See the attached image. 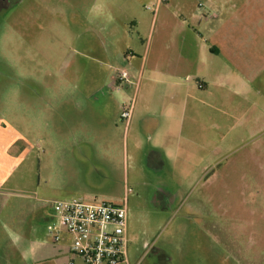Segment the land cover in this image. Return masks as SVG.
Wrapping results in <instances>:
<instances>
[{"label": "rangeland", "instance_id": "374dc122", "mask_svg": "<svg viewBox=\"0 0 264 264\" xmlns=\"http://www.w3.org/2000/svg\"><path fill=\"white\" fill-rule=\"evenodd\" d=\"M101 2L12 0L0 9V118L28 142L0 197V264H68L69 242L48 233L55 201L118 203L125 194L131 264H264V76L255 72L264 57V0H168V14L185 18L201 40L180 32L177 17H154V1L113 0L116 44L137 57L160 37L184 40L199 57L196 42L213 41L206 25L230 38L217 41L236 52L235 72L205 93L202 124L189 123L187 143L140 132L146 107L135 103L136 80L110 91L115 68L133 75L138 65L104 58ZM189 11L217 17L200 27ZM73 82L79 98L93 91L81 112L71 103ZM132 97L135 123L125 127L118 106ZM105 115L114 123L103 131ZM78 116L87 120V143L67 133Z\"/></svg>", "mask_w": 264, "mask_h": 264}, {"label": "crops", "instance_id": "0c3cea01", "mask_svg": "<svg viewBox=\"0 0 264 264\" xmlns=\"http://www.w3.org/2000/svg\"><path fill=\"white\" fill-rule=\"evenodd\" d=\"M151 1H154L155 4L154 17L161 12L163 23L168 22L170 16L177 17L175 19L176 23L180 26V32L185 30L186 32L191 31L196 37L194 27L188 25V21L185 18L179 17L176 13L175 15L172 13L168 14L167 9L170 8H167L169 6L168 0ZM116 7L113 0H103L100 5L101 12L103 13L101 39L104 40V58L111 61H119L122 58H126L131 68L138 65L137 75L133 71V75L130 72L129 74L130 81L131 79L136 80V87L134 88L135 103L138 101L136 97H139L140 105L143 108L146 107L143 115L137 117L141 120L142 129H140V132H143L150 140L157 139L161 135L160 137L164 136V139L166 138L165 141H172L174 139L177 143H187L189 137L187 128L189 123L195 126L202 124L198 120V116L202 115L204 109L205 93L211 87L214 88L218 84L217 80L227 79L230 82V76L235 72L234 60L236 52L231 50L229 41H217L230 40V38L225 37L220 39L217 37V30L206 25L209 40L213 41L206 44L204 42H196V48L200 52L199 57L194 58L191 56V52L188 53L184 50L186 45L184 40H164V37H162L163 39L161 37L157 38L152 43L151 51V41L147 43L143 54L137 57L134 51H127L129 49H124L116 44L120 36L118 27L121 25L114 14ZM185 16H189L190 20L200 27L208 24L207 17H217L211 11L207 15H202V17H198L190 11ZM197 37L196 40H201L200 36ZM125 48L129 47L126 46ZM84 56L89 61L97 59L93 55L85 54ZM198 61L202 63L207 62L208 67L206 69L203 68L205 66L198 65ZM117 70L118 68H115L112 76L110 75L111 78L109 79L108 77V86L113 93H120L121 89H123L122 87L130 84V81L120 82L117 80ZM255 72L260 74L259 77L264 76V57L262 65ZM70 75L72 76L70 79L73 81L76 78L73 77L75 73H71ZM76 85V82H73V86L70 89V94L72 95L71 103L78 106L81 112V106L88 107L86 103L82 104L81 102L92 98L93 91L86 92L83 94V98H79L78 94H81L82 90ZM103 103H105V100ZM135 106L128 125H134L135 123V119L133 118V116H136L134 114ZM118 107L117 116L119 118L120 106ZM80 116L78 118H81ZM86 121L82 118L75 120L73 117L68 120L67 133L73 142H79L80 144L88 142L83 132ZM112 121L113 118L109 119L108 115L104 116V120L100 122L103 125V131H105L109 124L114 123ZM49 124L48 119L44 118L43 125ZM27 145L28 142L23 134L19 133L11 125L6 124L0 118V197L3 195L2 192L6 188L5 186L12 175V171L26 152ZM59 149L62 153L69 152V149L66 147H60ZM150 151L154 153L158 152L161 155V152L155 148L150 149ZM176 156L182 159L179 152L176 153ZM183 157L184 159L186 158L184 155ZM156 163L158 164V161Z\"/></svg>", "mask_w": 264, "mask_h": 264}, {"label": "built area", "instance_id": "2783aa9c", "mask_svg": "<svg viewBox=\"0 0 264 264\" xmlns=\"http://www.w3.org/2000/svg\"><path fill=\"white\" fill-rule=\"evenodd\" d=\"M161 1V0H158ZM117 80L129 82L130 74L118 69ZM134 97L121 103L119 118L125 127L132 116ZM122 201H85L80 197L58 199L56 216L48 233L53 242L69 243L68 264H131L128 252V211Z\"/></svg>", "mask_w": 264, "mask_h": 264}, {"label": "flooded vegetation", "instance_id": "af4514ba", "mask_svg": "<svg viewBox=\"0 0 264 264\" xmlns=\"http://www.w3.org/2000/svg\"><path fill=\"white\" fill-rule=\"evenodd\" d=\"M12 0H0V9L8 7Z\"/></svg>", "mask_w": 264, "mask_h": 264}]
</instances>
